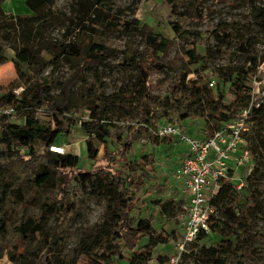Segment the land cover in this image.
Masks as SVG:
<instances>
[{
    "label": "rangeland",
    "instance_id": "374dc122",
    "mask_svg": "<svg viewBox=\"0 0 264 264\" xmlns=\"http://www.w3.org/2000/svg\"><path fill=\"white\" fill-rule=\"evenodd\" d=\"M24 2L1 0L0 8L5 15H30ZM257 5L264 8V0H258ZM76 10L79 15H76ZM51 11L65 22L46 33L51 41L63 40L70 18L76 32L80 27L74 25L81 21L91 26L85 31L92 43L102 46V51L99 65L80 75L72 88L74 97L69 114L79 121L77 126L65 139L52 135L48 146L56 142L65 149L67 161L75 155L77 167L87 171L106 164V160L101 159L103 148L108 152H118L121 142L127 138L130 152L123 170L131 176L130 168H134L135 174L144 181L143 187L129 188V194L138 200L130 215V224L135 227L139 221L145 220L158 233L171 236L168 244L153 249L148 264H159V257L169 259L166 264H170L171 259L174 264H193V255L199 247L192 244L177 247L182 234L179 215L185 200L181 180L176 175L181 162L180 151L175 150L168 140L156 139L154 133L158 124L171 123L188 130L192 137H201L202 119H180L182 115L190 114V109L180 93L172 92L184 76L185 82L195 76L197 82L207 88L208 82L215 80L220 95L228 103L234 92L232 81L241 69L252 68L255 60V69L250 70V75L244 80L250 92L244 96L241 105L249 108L264 106V61L259 62L264 52V35L256 29L250 7L242 0H53ZM189 12L198 15L199 19L183 29L189 33L181 34V17ZM164 39L171 44L162 57L161 69L151 72L149 95L152 99L148 101L143 97L133 106L129 116L121 117L113 103L122 90L132 87L143 64L154 66L160 62L157 48L152 51L150 47ZM245 48L250 51L245 53ZM188 51H193V64L186 58ZM4 54L7 61L0 66L1 87H7L17 78L24 83L23 76L30 77L31 83L51 85V101L60 99V87L73 73L67 65L48 67L33 77L30 67L24 64H18V71H15L11 62L14 57L12 50L8 49ZM21 91L17 89L15 94L18 96ZM84 104L99 108L95 114L100 115L102 121L98 122L109 134L105 144L99 147L98 159L94 161L86 155L85 141L87 130H93L95 123L92 121L88 128L83 125L91 122ZM148 107L153 109L151 115H147ZM3 122L14 123V119L4 116L0 119V123ZM31 133L37 135L38 131L32 130ZM210 134L207 130L206 136ZM25 145L26 141H22L17 149L0 148V162H11L8 170L0 167V220L8 222L5 235L0 237V264H21L17 257L12 259L11 255L16 256V252L24 254L25 250L26 254L43 248L47 251L46 247L52 248L54 258L62 264H84L82 243L89 242L109 220L106 200L96 195L79 197L73 213L62 220L55 211L49 213L39 223V233L27 242L24 251L20 249L18 227L22 223L28 219L38 220L48 199L63 203L69 201L55 189L56 175L42 186L35 184L36 173L25 169L16 158L24 153ZM9 157L13 159L9 160ZM248 174L253 177V183L251 186L247 184L243 199L226 207L248 210L254 230L264 234V160L258 157L251 159L248 166L237 171L236 175L240 178ZM219 210L214 211L215 221L220 219ZM238 234L236 236L240 237ZM111 240L110 248L118 250L124 257L120 264H128L132 254L124 248V242ZM146 243V240H141L139 246ZM263 245L256 240L251 249L258 253L264 250ZM104 249L100 252L107 255L108 248Z\"/></svg>",
    "mask_w": 264,
    "mask_h": 264
},
{
    "label": "trees",
    "instance_id": "16d2710c",
    "mask_svg": "<svg viewBox=\"0 0 264 264\" xmlns=\"http://www.w3.org/2000/svg\"><path fill=\"white\" fill-rule=\"evenodd\" d=\"M242 1L250 7L255 27L264 35V8L257 5L258 0ZM24 4L30 15H5L0 8V66L6 63L7 58L4 53L10 49L14 53L11 62L14 64L15 71H18V64H24L30 67L31 76L34 77L48 67L54 68L65 64L73 73L62 83L60 99L57 101L50 99L51 85L31 83L30 77L23 76L24 83L21 78H17L5 88L0 86V110L12 108L14 119V123H0V148L17 149L22 141H26L24 153L16 158L22 162L25 169L36 173L37 186L46 184L56 175L55 189L69 200L63 203L60 200L48 199L43 204L38 220L28 219L22 223L18 227L20 249L23 248L24 251L27 242L33 235L39 233V223L43 222L49 213L55 211L62 220L73 213L79 197L96 195L106 200L109 220L89 242L82 243L84 264H120L124 257L118 250L110 248L109 240L111 239L123 241L124 248L131 252L132 257L127 260L128 264H148L153 256V249L158 245L168 244L171 236L164 232L158 233L145 220L139 221L135 227L130 224V215L138 200L133 194H129V188L143 187L144 181L141 176L135 174L134 168H130L131 176L126 175L123 170L130 152L129 140L125 138L121 142L118 152H108L106 148H103L101 159H105L106 164L87 171L77 167V156L73 155L67 161L65 154L59 155L48 149L51 145H58L54 142L48 146L52 135H59L60 138L65 139L77 126L79 121L69 114L71 100L74 97L72 88L79 81L80 75L99 65L102 46L92 43L91 37L85 31V28L91 26L81 21L74 25L80 27V30L76 32V28L72 29L73 22L70 18L67 21L63 40L51 41L49 34L46 35V33H49L56 25L65 23L62 17L55 16L51 11L53 0H25ZM76 15H79L78 10ZM195 19H199V16L191 12L181 17L179 33H189L183 29ZM170 44L171 42L165 39L156 46L151 44L152 51L157 48L160 62L154 66L143 64L132 87L118 94L113 108L121 117L129 116L133 106L143 97L148 101L152 99L149 95L151 90L149 78L151 72L161 69L162 57ZM244 50L245 53L250 51L249 48ZM186 58L190 64H193V51H188ZM262 61H264V52L259 58V62ZM256 64L254 60L252 68L241 69L236 75L232 81L234 91L231 93L232 100L228 103L224 102L217 84L215 90H210L197 81L185 82L184 76L172 90L173 93L178 92L184 97L190 109V114L182 115L180 119H202L204 129L212 132L220 121L229 120L239 110L248 108L247 105H241L245 100L244 96L250 92V87L244 84V80L250 75V70L255 69ZM219 84L222 85V82ZM17 89H22L18 96L14 92ZM83 107L89 111L91 119V122H85L83 125L88 128L92 125V121L95 123L93 130H87L88 137L85 141L86 155L94 161L98 159L99 147L105 144L109 134L105 126L100 124L102 121L100 115L95 114L96 109L99 108L89 104H84ZM250 109L253 130L247 140L250 143L251 158L258 157L264 160V106H253ZM152 112L153 109L148 107L147 115H151ZM2 117L0 114V119ZM32 130H37L38 134H32ZM120 163L122 166H118ZM10 166L11 162L9 164L0 162V167L4 170H8ZM92 179L94 183L91 182ZM252 183L253 177L248 174L241 192H236L232 184L223 183L220 186L217 195L210 201L214 210L220 209V219L215 221L212 218L209 222V233L199 234L195 242L191 243L199 247L193 255V264L231 262L264 264V250L257 253L251 249L256 240L264 244L263 232L254 230L248 210H234L226 207L227 204L238 203L243 199L247 184L251 186ZM7 223V220H0V237L5 235ZM237 233H240L238 234L240 237L236 236ZM141 240H146L147 243L139 246ZM103 247L104 250L108 248L107 255L104 251L100 252ZM46 248L47 251L44 248L37 249L32 254H26V250L24 254L16 252V256L11 255V258L17 257L21 264H62L54 258L52 248ZM168 261L167 258H158L159 264H166Z\"/></svg>",
    "mask_w": 264,
    "mask_h": 264
},
{
    "label": "built area",
    "instance_id": "2783aa9c",
    "mask_svg": "<svg viewBox=\"0 0 264 264\" xmlns=\"http://www.w3.org/2000/svg\"><path fill=\"white\" fill-rule=\"evenodd\" d=\"M196 81L195 76L189 80ZM215 88L216 81L212 79L208 82V89ZM0 114L3 117L12 116L13 109L0 110ZM250 115L249 107L239 110L229 120L220 121L209 136H206L207 131L202 126L200 138L190 136L188 130L177 124L157 125L155 138L170 140L175 150L184 151L176 170L185 197L179 215L182 234L178 248L195 242L199 234L209 233V222L215 211L210 201L223 183L232 184L236 192L243 190L245 176L238 178L236 174L246 168L252 159L247 140L253 130ZM49 151L65 154V149L59 145L49 146ZM170 264H174L173 259Z\"/></svg>",
    "mask_w": 264,
    "mask_h": 264
},
{
    "label": "crops",
    "instance_id": "0c3cea01",
    "mask_svg": "<svg viewBox=\"0 0 264 264\" xmlns=\"http://www.w3.org/2000/svg\"><path fill=\"white\" fill-rule=\"evenodd\" d=\"M184 151L183 150H180V153H179V157L181 158V156L183 155Z\"/></svg>",
    "mask_w": 264,
    "mask_h": 264
}]
</instances>
